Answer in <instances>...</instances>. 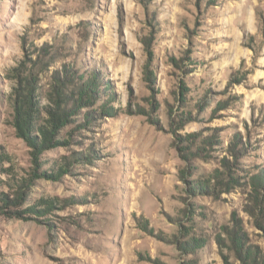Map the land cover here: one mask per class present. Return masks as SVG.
<instances>
[{"label": "rangeland", "instance_id": "374dc122", "mask_svg": "<svg viewBox=\"0 0 264 264\" xmlns=\"http://www.w3.org/2000/svg\"><path fill=\"white\" fill-rule=\"evenodd\" d=\"M30 60L41 109L66 64L99 99L17 200ZM0 156V264H264V0H0Z\"/></svg>", "mask_w": 264, "mask_h": 264}, {"label": "trees", "instance_id": "16d2710c", "mask_svg": "<svg viewBox=\"0 0 264 264\" xmlns=\"http://www.w3.org/2000/svg\"><path fill=\"white\" fill-rule=\"evenodd\" d=\"M44 49L48 53L51 51L49 47H45ZM40 63V61L34 62L33 60H30L28 63L23 61L11 72L12 79L16 81L12 95L14 110L13 126L17 136L23 139L29 148H31L33 159V169L30 178L19 185L21 187L18 188L17 200H23L22 195L24 194V190L27 187H31L35 179L41 176H45L48 179H59L61 174L66 171L62 169L58 171L57 173H60L59 176H56L55 172L53 174H48V172L42 174L40 172L43 166L41 157L47 151L69 145V141L61 139L62 131L73 123L72 118L77 115L76 112L79 107H86L84 106L86 103L87 105H93L99 99V92H94L81 79L76 68L66 64L62 70H57L53 73V85L49 96L51 104L41 109L37 98V87L40 76L36 73V66L40 65ZM95 78L96 76H94ZM91 82L95 83L97 80H92ZM42 111L46 114L43 122L40 121ZM96 115H98L96 112L92 115L89 114L86 125L91 123ZM208 143L212 144L213 142L210 141ZM1 157L0 162L3 161ZM86 159L90 161L91 156L88 155ZM68 167L69 165L66 166V168ZM9 201V198L3 194L2 206L0 208L3 209L8 206ZM40 206L47 207L45 210H41V213H46V211L52 209L54 203L52 201H43Z\"/></svg>", "mask_w": 264, "mask_h": 264}]
</instances>
